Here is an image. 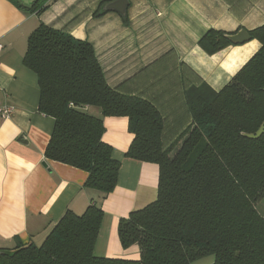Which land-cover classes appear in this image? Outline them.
<instances>
[{
	"label": "trees",
	"instance_id": "obj_1",
	"mask_svg": "<svg viewBox=\"0 0 264 264\" xmlns=\"http://www.w3.org/2000/svg\"><path fill=\"white\" fill-rule=\"evenodd\" d=\"M42 13L52 0H29ZM207 31L198 46L208 55L234 45ZM258 51L219 91L188 81L178 112L111 88L93 47L66 30L39 24L27 38L23 64L37 77L38 111L54 120L44 151L49 161L87 174L84 188L102 196L116 186L120 163L102 141L104 117H124L133 135L127 158L158 167L156 200L120 219L117 235L137 260L98 258L93 248L102 221L95 204L66 211L41 245L0 251V264H264V25L248 31ZM96 108L100 117L88 113Z\"/></svg>",
	"mask_w": 264,
	"mask_h": 264
},
{
	"label": "crops",
	"instance_id": "obj_2",
	"mask_svg": "<svg viewBox=\"0 0 264 264\" xmlns=\"http://www.w3.org/2000/svg\"><path fill=\"white\" fill-rule=\"evenodd\" d=\"M28 1L0 0V101L15 107L10 119H0V251L39 246L66 211L81 215L95 204L102 221L93 255L137 260L138 247L124 249L117 226L156 200L158 167L125 156L133 135L124 117L102 118V141L120 163L108 195L84 188V171L47 160L54 120L38 111L37 77L23 64L27 38L39 24L66 30L93 47L111 88L178 112L188 81L219 91L260 48L250 39L208 55L199 39L212 29L264 25V0H126L124 15L105 8L117 0H52L38 15L20 7ZM85 109L100 117L98 109Z\"/></svg>",
	"mask_w": 264,
	"mask_h": 264
},
{
	"label": "water",
	"instance_id": "obj_3",
	"mask_svg": "<svg viewBox=\"0 0 264 264\" xmlns=\"http://www.w3.org/2000/svg\"><path fill=\"white\" fill-rule=\"evenodd\" d=\"M28 4L30 1L27 2ZM127 2L126 0H117L114 1L113 3L107 5V9L116 11L117 13L124 15V10ZM227 40H229L232 44L238 45L242 44L246 41H249L251 39L250 35L248 34L247 31L241 29L236 31L235 33L229 34L225 36ZM264 133V121L260 125V127L254 132V133H243L242 136L247 138V139H258L262 134Z\"/></svg>",
	"mask_w": 264,
	"mask_h": 264
},
{
	"label": "built area",
	"instance_id": "obj_4",
	"mask_svg": "<svg viewBox=\"0 0 264 264\" xmlns=\"http://www.w3.org/2000/svg\"><path fill=\"white\" fill-rule=\"evenodd\" d=\"M2 50V45L0 44V51ZM1 92V89H0ZM15 113V107L11 103L1 102L0 101V119L8 120Z\"/></svg>",
	"mask_w": 264,
	"mask_h": 264
},
{
	"label": "rangeland",
	"instance_id": "obj_5",
	"mask_svg": "<svg viewBox=\"0 0 264 264\" xmlns=\"http://www.w3.org/2000/svg\"><path fill=\"white\" fill-rule=\"evenodd\" d=\"M255 207L258 213L264 217V201L259 200L257 203H255ZM211 260H212V257L201 258L193 262L192 264H212L213 260L212 261Z\"/></svg>",
	"mask_w": 264,
	"mask_h": 264
}]
</instances>
